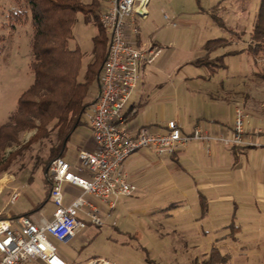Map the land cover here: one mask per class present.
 I'll use <instances>...</instances> for the list:
<instances>
[{"label": "rangeland", "instance_id": "374dc122", "mask_svg": "<svg viewBox=\"0 0 264 264\" xmlns=\"http://www.w3.org/2000/svg\"><path fill=\"white\" fill-rule=\"evenodd\" d=\"M93 1L99 14L103 0H82ZM260 3L261 0H149L150 16L144 41L160 46V59L166 60L169 66L176 65L178 78L175 96L172 91L157 92L155 88L154 84L160 83L164 73L157 70L155 75H147V90L155 102L151 113H156L159 119L164 115L168 120L182 116L184 107L193 111L198 107L193 99L195 90L202 83V90L205 88L223 100L216 104V112L210 113L219 119L217 122H231L232 100H235L247 115L245 130L247 127L256 130L250 131L254 135L264 131V43L260 47L251 40ZM20 12L29 14L24 0H0V125L8 120L18 97L33 81L29 68L32 26L29 20L15 21L14 14ZM164 14L170 24L164 20ZM99 27L94 22H85L83 14L77 13L72 41L87 50ZM106 48L107 40L105 54ZM93 59L94 56L90 62ZM200 59L207 63H197ZM35 132V129L22 132L19 143L5 148L0 158V178L30 177L27 187L22 189L34 194L41 188L42 165L49 149L58 143L56 131L45 137H37ZM149 152L159 158L144 155L142 150L127 158L139 155L147 168L137 173L134 181L137 188L129 195L127 206L115 210L108 221L124 232L115 231L116 240L102 231L84 242L78 238L73 246L56 244L60 253L74 259L76 264L93 256L118 264H264V224L243 229L251 237L257 233L260 237L263 235L262 241L254 237L245 241L242 234H239L241 239L225 236L226 232L232 233L230 227L213 229L206 223H192L184 217L186 213H175L176 202L181 197L175 185L178 182L176 165L167 174L170 166L166 172V164L160 160L174 161L167 155ZM84 197L93 202V196ZM9 204L10 196L5 191L0 195V210Z\"/></svg>", "mask_w": 264, "mask_h": 264}, {"label": "crops", "instance_id": "0c3cea01", "mask_svg": "<svg viewBox=\"0 0 264 264\" xmlns=\"http://www.w3.org/2000/svg\"><path fill=\"white\" fill-rule=\"evenodd\" d=\"M104 7L105 0L101 2V11H103ZM147 10L148 16H150L148 7ZM135 20L139 30L136 41L140 45L146 44L144 34L147 35V18L145 20L135 18ZM98 32L99 28L97 33L92 36L91 41ZM72 38L69 40V47L73 49L78 46L83 53L78 76V80L83 81L87 64L93 56V41L88 46V49L84 50L76 41L73 42ZM160 54L151 64H141L139 66V81L129 98L125 120L121 126L127 127L132 131H136L142 126L156 129L164 126L166 121L175 119L180 124L183 135H190L195 125H199L208 135H219L224 129H231L234 110L239 102L232 100L234 104L230 123L224 121L217 122L219 119H216V116L210 115V113L214 112L216 104L223 102V100L217 99L213 93L208 92L205 88L202 90V83H200V88L193 89L195 90L193 99L198 106L193 111H187L186 107H184L182 116L180 114L168 120L164 119V115H161L159 119L156 113L155 115L151 113V109L154 106L152 104L155 102L152 99V94L150 95L147 90V75L153 76L157 70L165 74L160 83L154 84L157 92L172 91L175 95L177 91L178 78L175 71L176 65L169 66L166 60L160 59ZM86 58L87 61H85ZM180 81L183 82L184 79ZM97 90L98 81L95 79L90 84L87 93L86 100L88 102L92 100ZM175 96H177V93ZM161 108H164V103H161ZM252 130L256 131L248 127L245 130L244 139L248 144L224 146L218 141L207 142L190 138L173 153L163 154L167 155L171 161H174L171 163L168 158L160 160L164 166L166 164V172L168 171L167 166H170L167 174L173 172V164L175 163L176 165V169L174 170L178 182L175 185L181 197L176 202L175 213L183 215L186 213L184 217L191 220L192 223H206L213 229L226 230L227 227H230L233 230L232 233L226 232L224 235H230L234 239H241L243 237V240L246 241L254 237L262 241L263 235L260 237L261 235L257 233V235L251 237L249 233L243 232L244 228H259L264 224V131L254 135L251 133ZM255 141L256 144H254ZM92 146L93 142L90 131L83 117L81 124L72 132L67 140L62 156L70 162H75L78 149L82 147L91 148ZM140 150L143 151L144 155L153 156L147 149ZM127 158L122 163V170L126 173L127 179L129 176L130 181H128L135 185L134 181L138 178L137 173L146 169L147 164L140 161L139 155H132L129 160ZM155 158L158 159L159 157ZM179 173H182V175ZM10 176H6L4 179L0 178V195L5 191L8 192L11 201L8 207H3L0 210V218L15 219L17 216L28 212V215H31L35 221H38L40 218L50 220L55 206L49 199L51 182L48 179L47 173L43 171L41 188L35 194L29 190L25 192L22 189L23 187H27L26 183L29 182L30 177L19 178L14 175ZM167 178L169 179V176ZM61 187L63 205L65 206L69 205L81 193L79 187L69 183H63ZM20 189L21 193L16 198H13L14 192ZM128 197H120L113 208H109L102 204L101 201L93 198L91 201L97 206L103 223L96 225L87 221L86 227L70 241L64 243L53 239V242L55 245L73 246L78 238L84 242L102 231H104L108 238L116 240L115 231H121L118 230L114 221V224H109L108 221L115 210H122L127 206ZM201 200L204 201V211L201 207ZM137 211L144 213L141 210ZM79 217L84 220L86 219L82 212L79 214ZM180 220H183V216L180 217ZM239 234L243 236L240 237ZM61 254L68 264H76L74 259L67 257L63 252ZM91 258H94V256L86 258L81 264H86ZM31 264L46 263L41 260H34Z\"/></svg>", "mask_w": 264, "mask_h": 264}, {"label": "built area", "instance_id": "2783aa9c", "mask_svg": "<svg viewBox=\"0 0 264 264\" xmlns=\"http://www.w3.org/2000/svg\"><path fill=\"white\" fill-rule=\"evenodd\" d=\"M148 2L105 0L98 20L107 40L106 54L98 76V90L83 113L93 146L78 149L75 162L63 156L50 161L47 168L51 182L49 199L55 206L50 220L35 221L31 215L0 218V264H31L34 260L68 264L53 239L66 243L86 227L87 221L96 225L103 223L97 206L84 196L91 195L113 208L120 197L134 193L136 186L128 181L122 163L137 150L171 154L190 138L218 141L224 146L248 144L244 139L247 115L239 107L234 110L231 129H224L219 135H208L199 125L194 126L190 135H183L175 119L156 129L142 126L132 131L121 126L129 98L139 81V66L151 64L161 51L154 43L140 45L136 41L139 30L135 18L148 17ZM164 19L171 22L166 14ZM63 183L81 189L66 206L63 205ZM20 193L21 189L15 191L13 198ZM81 212L85 220L79 217ZM86 264L118 263L94 257Z\"/></svg>", "mask_w": 264, "mask_h": 264}, {"label": "trees", "instance_id": "16d2710c", "mask_svg": "<svg viewBox=\"0 0 264 264\" xmlns=\"http://www.w3.org/2000/svg\"><path fill=\"white\" fill-rule=\"evenodd\" d=\"M24 1L29 14L15 13L14 18L19 23L29 20L32 26L29 68L33 81L18 97L16 108L8 120L0 125V158L5 148L19 143L22 132L35 129V136L45 137L51 131H56L58 143L50 147L42 165L47 173L50 161L63 155L67 140L81 124L89 104L86 97L90 84L95 79L98 81L105 59L106 37L99 27L95 12L97 3L94 1ZM79 12L83 14L85 22H94L99 27L98 34L92 39L94 59L87 64L83 81L78 80L83 53L78 46L73 49L69 47ZM251 40L260 47L264 43V0H261L255 15ZM197 63L207 62L200 59ZM201 207L204 211L202 200Z\"/></svg>", "mask_w": 264, "mask_h": 264}]
</instances>
